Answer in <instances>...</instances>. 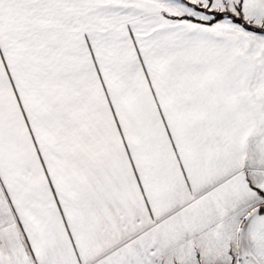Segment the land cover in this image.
<instances>
[{
  "label": "snow or ice",
  "instance_id": "snow-or-ice-1",
  "mask_svg": "<svg viewBox=\"0 0 264 264\" xmlns=\"http://www.w3.org/2000/svg\"><path fill=\"white\" fill-rule=\"evenodd\" d=\"M0 264H264V0H0Z\"/></svg>",
  "mask_w": 264,
  "mask_h": 264
}]
</instances>
